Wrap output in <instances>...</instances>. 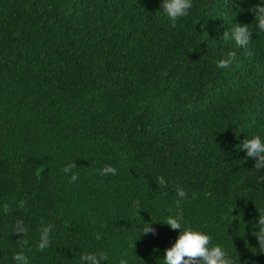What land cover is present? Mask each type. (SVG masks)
<instances>
[{
    "label": "trees",
    "instance_id": "obj_1",
    "mask_svg": "<svg viewBox=\"0 0 264 264\" xmlns=\"http://www.w3.org/2000/svg\"><path fill=\"white\" fill-rule=\"evenodd\" d=\"M162 2L0 0V264L21 251L18 218L29 264L100 252L165 264L180 235L170 207L236 264H264V170L240 150L264 140V32L250 11L264 0H193L175 28ZM235 24L253 32L247 48L222 37ZM228 51L233 65L217 68ZM42 219L55 227L40 252Z\"/></svg>",
    "mask_w": 264,
    "mask_h": 264
},
{
    "label": "clouds",
    "instance_id": "obj_2",
    "mask_svg": "<svg viewBox=\"0 0 264 264\" xmlns=\"http://www.w3.org/2000/svg\"><path fill=\"white\" fill-rule=\"evenodd\" d=\"M193 7V0H163L161 8L171 21L170 27L175 28L177 21L180 18L186 17L189 10ZM250 11L255 13L254 20L256 27L264 32V5H256ZM252 31L249 25L235 24L230 31L227 30L223 33L225 42L234 41L240 48H247L251 42ZM250 54V53H249ZM236 59L234 51H228L222 59L216 62L219 69L228 70L233 65ZM240 150L245 151L247 157L255 158L254 165L256 170H264V140L259 135H254L251 139H245L240 145ZM76 168V164L70 163L61 169L65 174L71 173ZM101 175H116L117 169L113 166L106 165L100 172ZM71 182L79 179V174L71 175ZM264 182V176L258 178ZM158 185L160 187H167V182L163 176L158 177ZM176 194L179 199L176 201V207H180V203L187 196L184 188L177 186ZM26 201H20L17 205L18 208L23 209ZM12 210L10 204L3 205L4 213H9ZM169 215L166 218L165 225L169 226L172 230H180V235L172 247L165 251L164 261L165 264H236V262L228 256L224 248L220 244H212V237L203 231L194 229L191 226H185L183 223V216L179 213L173 212V209L168 208ZM39 241L37 243V250L43 252L50 247L51 233L54 231L55 225L52 223H45L42 219L40 221ZM258 231L256 232V239L259 242V249L264 250V216L259 215ZM28 227L25 225L23 219H17L13 225L14 234L20 235L23 238L18 240L21 244V251L13 256L15 264H29L27 255L24 248L28 245L29 241L26 238L28 234ZM152 233L155 235V229L147 227L144 229L143 234ZM97 240L101 239L99 233H95ZM135 246V245H134ZM30 251V249H29ZM264 253V251H262ZM126 255V254H125ZM82 264H103L108 260V255L104 252L83 254L80 257ZM119 264H128V260L121 258Z\"/></svg>",
    "mask_w": 264,
    "mask_h": 264
}]
</instances>
